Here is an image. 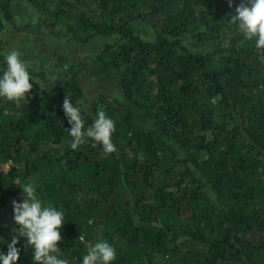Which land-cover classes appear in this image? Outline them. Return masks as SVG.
Masks as SVG:
<instances>
[{"label":"trees","instance_id":"trees-1","mask_svg":"<svg viewBox=\"0 0 264 264\" xmlns=\"http://www.w3.org/2000/svg\"><path fill=\"white\" fill-rule=\"evenodd\" d=\"M240 2L0 0V29L24 3L55 37L111 40L54 77L30 70L27 101L0 98V250L31 182L65 212L69 264L98 238L113 264H264V50L228 24ZM83 79L97 87L89 103ZM66 97L85 127L99 111L115 122L114 152L70 147ZM20 246L17 264H33Z\"/></svg>","mask_w":264,"mask_h":264},{"label":"clouds","instance_id":"clouds-1","mask_svg":"<svg viewBox=\"0 0 264 264\" xmlns=\"http://www.w3.org/2000/svg\"><path fill=\"white\" fill-rule=\"evenodd\" d=\"M231 4L232 0H229ZM228 24L236 25L245 40H254L256 49L264 50V0H241L235 8V14L229 17ZM3 64L4 67L0 69V98L15 103L27 101V94L33 88L30 80H35L19 52L10 49L4 55ZM62 108L70 125L66 129L72 138L70 147L73 150L83 144L86 138L100 144L106 154L116 150L112 141L115 122L104 111H99L92 124L85 127L81 108L67 97ZM18 186L22 189L23 199L12 201L13 221L18 228L13 230L16 234L10 240L3 239L7 251L0 250V264H17L22 251L21 238L27 246H31L33 264H69L58 246L62 239L65 212L52 203L42 201L33 183ZM80 239L83 241L84 237ZM115 260V247L107 240L98 238L83 255L81 264H113Z\"/></svg>","mask_w":264,"mask_h":264},{"label":"rangeland","instance_id":"rangeland-1","mask_svg":"<svg viewBox=\"0 0 264 264\" xmlns=\"http://www.w3.org/2000/svg\"><path fill=\"white\" fill-rule=\"evenodd\" d=\"M14 20L5 23L0 29V48L7 54L10 49L19 52L21 59L26 63L29 70L43 72L47 78L54 77L57 67L65 60L76 62L86 55H93L104 42L110 39L96 37L83 43L73 40L70 36L55 37L49 33L46 27L37 28L34 11L24 3H19L13 8ZM155 23L154 18H148L136 22L138 30H149ZM28 26V30H23ZM50 80V79H49ZM82 85L87 98L86 103L97 94V87L83 79ZM93 86V87H91ZM7 170V164L3 165Z\"/></svg>","mask_w":264,"mask_h":264}]
</instances>
